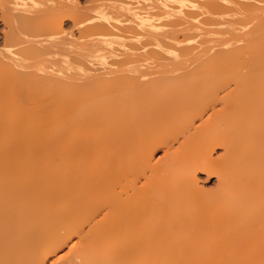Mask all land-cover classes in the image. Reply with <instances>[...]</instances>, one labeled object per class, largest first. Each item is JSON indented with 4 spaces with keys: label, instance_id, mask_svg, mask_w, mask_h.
<instances>
[{
    "label": "bare ground",
    "instance_id": "bare-ground-1",
    "mask_svg": "<svg viewBox=\"0 0 264 264\" xmlns=\"http://www.w3.org/2000/svg\"><path fill=\"white\" fill-rule=\"evenodd\" d=\"M80 1L0 0V264H264V0Z\"/></svg>",
    "mask_w": 264,
    "mask_h": 264
},
{
    "label": "rangeland",
    "instance_id": "rangeland-1",
    "mask_svg": "<svg viewBox=\"0 0 264 264\" xmlns=\"http://www.w3.org/2000/svg\"><path fill=\"white\" fill-rule=\"evenodd\" d=\"M80 2H82V4H87L89 3L90 1L89 0H81ZM2 19H0V39L2 38V33H3V30H4V25H3V22L1 21ZM218 151H216L218 154L220 151H222L221 149H217ZM157 154V157L162 154V151H159L156 153ZM199 177L201 178V183L202 185L205 184V187L207 188H213L216 186V183H217V180L215 177H208L207 174L205 173H200Z\"/></svg>",
    "mask_w": 264,
    "mask_h": 264
}]
</instances>
